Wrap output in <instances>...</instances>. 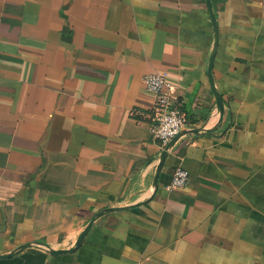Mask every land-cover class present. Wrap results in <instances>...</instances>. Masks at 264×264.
Listing matches in <instances>:
<instances>
[{"label":"crops","instance_id":"crops-1","mask_svg":"<svg viewBox=\"0 0 264 264\" xmlns=\"http://www.w3.org/2000/svg\"><path fill=\"white\" fill-rule=\"evenodd\" d=\"M0 0V264H264V0ZM167 74L187 134L162 162ZM188 185L169 190L176 167Z\"/></svg>","mask_w":264,"mask_h":264},{"label":"built area","instance_id":"built-area-1","mask_svg":"<svg viewBox=\"0 0 264 264\" xmlns=\"http://www.w3.org/2000/svg\"><path fill=\"white\" fill-rule=\"evenodd\" d=\"M143 83L156 99L153 110V139L158 142L163 150L186 127L188 118L175 101L174 88L168 81L167 74H150ZM190 181L188 171L178 166L174 169L169 190L185 188Z\"/></svg>","mask_w":264,"mask_h":264},{"label":"water","instance_id":"water-1","mask_svg":"<svg viewBox=\"0 0 264 264\" xmlns=\"http://www.w3.org/2000/svg\"><path fill=\"white\" fill-rule=\"evenodd\" d=\"M207 5H208V10H209V13L211 16V20L213 23L214 35H215L214 36L215 37L214 50L209 57V63H208V78H209L211 90H212V92L215 96V99H216L218 110L220 112L221 117L223 118L224 112H225L224 111L225 105H224V101H223V97H222L221 93L216 89L214 76H213L214 61H215V57H216V49H217L218 39H219L218 23H217L216 15L214 13L212 0H207ZM189 133L190 134H197L198 130H192L190 132H187V131L183 132L182 131L175 139H173L162 152V158H161L162 162L166 159L169 152L171 151L173 146L180 140V138L184 135L189 134ZM121 210H123V208H106V209L102 210L101 212H99L98 214H96L89 221V223L84 228V230L80 233V235L76 241V244L72 248H69L66 250L54 251V250H51L45 246H33L31 244H27V245L20 246L16 251H14L10 254L0 255V259H10V258L14 257L15 255L23 252L24 250H27L30 248H36V249L43 250L51 257H60L63 255L75 253L83 245V243H84L87 235L89 234L91 228L97 222L98 219H100L101 217L106 216L108 214L119 212Z\"/></svg>","mask_w":264,"mask_h":264}]
</instances>
